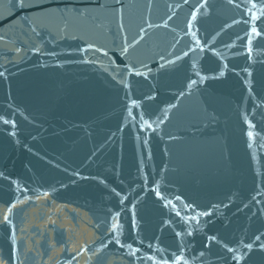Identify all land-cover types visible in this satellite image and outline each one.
Listing matches in <instances>:
<instances>
[{
    "label": "water",
    "instance_id": "1",
    "mask_svg": "<svg viewBox=\"0 0 264 264\" xmlns=\"http://www.w3.org/2000/svg\"><path fill=\"white\" fill-rule=\"evenodd\" d=\"M44 4L0 0V259L264 264V16L245 0Z\"/></svg>",
    "mask_w": 264,
    "mask_h": 264
},
{
    "label": "snow or ice",
    "instance_id": "2",
    "mask_svg": "<svg viewBox=\"0 0 264 264\" xmlns=\"http://www.w3.org/2000/svg\"><path fill=\"white\" fill-rule=\"evenodd\" d=\"M185 2H187V0H185ZM233 0H229V3H232ZM245 2L250 5V7H248L246 9V13L249 15L250 20L251 21H257L261 19V16H264V0H261V3L258 4L257 0H245ZM116 3H120V0H116ZM13 5L14 7L18 10V11H22L25 12L26 14L30 11V10H35V9H45L46 5L44 4V0H13ZM238 7L240 5H237ZM260 8V15H257V13L255 11H252L253 9H257ZM193 18H195L196 13L194 12L193 14ZM244 23H249V20H245L243 21ZM262 33L260 31L257 30V25L256 24H252L250 31L246 33V35L249 37V44H251V38L252 36H259ZM123 51L126 53L127 52V48L123 49ZM107 53H105L106 55ZM249 55H251V50L249 51ZM139 75V73H137ZM0 75H3V73H0ZM221 75H223V73H221ZM196 84L195 80H192L190 82V85H194ZM5 123H9V121L5 120ZM145 124H147L148 127H151L150 124L147 123V121H145ZM249 136H252V133L249 132ZM157 195L159 196L160 193L158 192ZM187 207L191 208V205H187ZM8 211H11V208L8 209ZM178 216L180 215L179 212L176 213ZM206 215H210V213L207 212H197L196 215L194 216H190L188 217V219L190 220H196L198 216H206ZM5 221L8 220V216L5 215L4 217ZM118 227V225H113V230H115ZM192 233L189 232L187 233V235H191ZM177 235L179 236L180 233H177ZM260 236H256V241L260 240ZM209 241H214V242H219L217 241V238L214 236H210L208 237ZM117 243L119 244V240L117 239ZM240 245L243 248H246L248 250V252H252L253 251V243H244L243 241L239 242ZM208 245H205V247H207ZM130 247V245H129ZM224 247H226V250L229 253H235L237 249L233 248V247H229L227 245H224ZM259 251L264 252V244H260L259 246ZM135 254V253H133ZM246 255V254H245ZM244 256L243 255H233L232 259L235 260L237 262V264H239L240 260L243 259ZM149 259H151V257H149ZM0 264H5V261H3L2 259H0ZM164 264H167V261L164 262ZM173 264H187V261H183L182 257L178 254H173Z\"/></svg>",
    "mask_w": 264,
    "mask_h": 264
}]
</instances>
